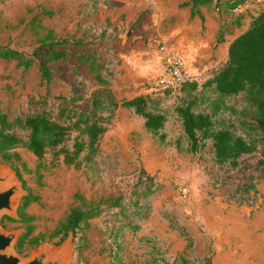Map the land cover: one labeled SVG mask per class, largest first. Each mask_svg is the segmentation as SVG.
<instances>
[{
  "label": "rangeland",
  "instance_id": "1",
  "mask_svg": "<svg viewBox=\"0 0 264 264\" xmlns=\"http://www.w3.org/2000/svg\"><path fill=\"white\" fill-rule=\"evenodd\" d=\"M92 1L97 2L93 7L83 6V0H0V44L31 60L26 66L17 59L0 58V111L9 119L42 108L57 111L62 96L70 95L72 89L84 97L103 92L94 74L69 54L47 61L49 75H42L38 62L49 51V40L68 38L54 48L92 51L113 66L112 96L128 98L144 93L155 77L157 48L164 42L185 50L193 41L207 65L205 73H192L202 82L224 62L225 44L244 31L252 15L264 6V0H243L224 10L213 2L200 7L201 19L191 17L189 8L180 5L184 0ZM135 18L134 33L140 36L126 39L125 30ZM220 29L224 39L216 44ZM102 31L115 32V38L95 42ZM70 40L94 41L74 44ZM192 62L196 67L199 64L197 58ZM176 95H156L167 116L163 141L144 128L140 116L119 106L89 162L75 165L60 161L38 174L36 156L24 147L12 149L19 159L12 157L9 162L0 157V168L15 170L14 180L22 181L26 191L38 196L25 207L29 221L7 213L1 216L5 229L22 228L24 232L31 228L23 247L18 249L14 244L13 249L26 257L40 244L58 246L69 238L68 264H142L152 256L162 258V264H264V181L256 182L255 192L244 191L240 185L247 180L246 167L230 169L217 164L209 143L194 154L187 152V138L173 109ZM224 101L227 107L216 117L238 126L240 115L236 111L244 105L241 96H226ZM200 107L208 111V101ZM15 131L23 133L19 128ZM176 139L181 149L175 146ZM257 157L258 153L252 152L241 160L254 164ZM146 177L151 178L153 191L139 200L145 204L141 213L129 217L133 224H140L137 230L132 231L127 218L113 208L89 219L75 234L62 239L52 234L73 205L128 195L139 178ZM180 183L190 188L187 198L180 194ZM177 225L184 227L183 232ZM112 230H117L116 236Z\"/></svg>",
  "mask_w": 264,
  "mask_h": 264
},
{
  "label": "trees",
  "instance_id": "2",
  "mask_svg": "<svg viewBox=\"0 0 264 264\" xmlns=\"http://www.w3.org/2000/svg\"><path fill=\"white\" fill-rule=\"evenodd\" d=\"M213 2L217 8L227 10L237 7L243 0H184L180 5L189 8L191 17L197 16L203 19L200 7ZM96 4L97 2L92 0H83L82 3L87 7H93ZM222 37L223 30L220 29L216 35V44L223 41ZM114 38L115 32L102 31L95 42ZM49 41V51L38 62L42 75H49L47 61L62 59L69 54L75 56L79 63L84 64L86 69L94 74L97 82L103 86V92L94 91L84 97L72 89L70 95L62 96V102L57 111L53 108H42L13 119H9L6 113L0 111V157L2 159L9 162L12 157L19 159V154L12 149L18 146L24 147L36 156L38 174L41 170L54 167L60 161L75 165H79L83 160L89 162L97 154L100 140L108 130L119 106L128 108L140 116L144 128L152 135H158L163 141L167 136L164 130L167 116L162 107L161 98L156 95L171 93L177 94L173 109L180 119L187 138L185 148L187 152L194 154L209 143L213 160L217 164H226L230 169L246 167L249 171L246 175L247 180L240 185L244 191L254 190L255 192L256 182L264 181V6L257 14L252 15L248 27L229 42L227 58L220 67L214 69L202 82L196 79L183 81L174 93L167 89L161 94L144 92L128 98L116 99L112 96L110 88L116 75L113 66L100 60L92 51L77 53L63 47L54 48L55 45L68 42V38ZM93 41L72 40L71 42L84 44ZM0 58L17 59L26 66L31 63L30 58H24L19 50L3 44H0ZM236 95H240L244 102L242 108L236 111L240 115L238 126L226 118L216 117L220 109L227 107L224 98ZM204 100L208 101V111L200 107ZM54 112L56 114H53ZM237 127L240 131L236 130ZM16 128L21 129L23 133H17ZM174 144L181 149L179 139H176ZM252 152L258 153L254 164L241 160L244 154ZM16 173L19 175L17 168ZM138 184L140 187H137ZM150 185L151 178L146 177L144 180L139 178L128 195L99 197L96 202L89 203L80 201L69 209L52 234L58 235L61 239L69 232L75 234L77 230L85 227H82L83 224L88 225L89 219L113 208H118L117 213L127 218L128 227L135 231L140 224H133L129 217L141 213V208L145 204H139V200L153 191ZM37 199L38 196L31 192L22 197L17 210L19 220L31 219L26 216L24 210L29 202ZM4 217L12 219L8 216ZM30 229L25 230L17 238L15 246L18 249L23 247ZM176 229L180 231L184 227L177 225ZM110 233L116 236L117 230H112ZM182 234L190 238L186 233ZM162 263V258L152 256L142 264Z\"/></svg>",
  "mask_w": 264,
  "mask_h": 264
},
{
  "label": "water",
  "instance_id": "3",
  "mask_svg": "<svg viewBox=\"0 0 264 264\" xmlns=\"http://www.w3.org/2000/svg\"><path fill=\"white\" fill-rule=\"evenodd\" d=\"M133 20L125 30V38L135 39ZM15 170L10 167L0 168V220L4 213L13 218H19L17 202L21 196L28 193L20 180H14ZM23 229H5L0 223V264H68L70 252V239H65L58 246L43 243L35 247L30 255H19L13 246ZM73 234L69 232V234Z\"/></svg>",
  "mask_w": 264,
  "mask_h": 264
},
{
  "label": "built area",
  "instance_id": "4",
  "mask_svg": "<svg viewBox=\"0 0 264 264\" xmlns=\"http://www.w3.org/2000/svg\"><path fill=\"white\" fill-rule=\"evenodd\" d=\"M157 51L156 74L144 92L161 94L170 89L174 93L183 81L195 79L187 66L184 54L176 46L164 42L159 44ZM178 189L183 198L189 196L190 188L186 183H180Z\"/></svg>",
  "mask_w": 264,
  "mask_h": 264
},
{
  "label": "crops",
  "instance_id": "5",
  "mask_svg": "<svg viewBox=\"0 0 264 264\" xmlns=\"http://www.w3.org/2000/svg\"><path fill=\"white\" fill-rule=\"evenodd\" d=\"M188 10V9H187ZM151 12V11H150ZM190 15V14H189ZM151 16V15H150ZM136 19V18H135ZM135 19H133V20H135ZM132 20V21H133ZM131 21V22H132ZM130 22V23H131ZM134 29V28H133ZM137 35V37H139L140 36V34H136ZM232 40V39H231ZM230 40V41H231ZM230 41H228L226 44H225V48H224V62H225V60H226V58H227V47H228V44H229V42ZM178 48V47H177ZM179 50H180V48H178ZM184 49V48H183ZM183 49H181L180 51L184 54V52L183 51H187V54H186V56H185V54H184V57H185V60H186V63H187V66H188V68H189V70H190V72L191 73H198V74H202V73H205V71L207 70V65L204 63V61L202 60V57H201V54H197L198 53V48L196 47L195 48V46H194V43H193V41H191V42H189V43H187L186 44V46H185V50H183ZM183 50V51H182ZM186 51H185V53H186ZM156 52V51H155ZM156 55V54H155ZM188 55V56H187ZM186 57H187V59H186ZM193 58H197L198 59V66L196 67V66H194V63L192 62V59ZM156 59H157V56H156ZM189 59V60H188ZM223 62V63H224ZM218 63H219V61H218ZM222 63V64H223ZM217 64V63H216ZM156 65V64H155ZM215 65V64H214ZM154 71H155V69H154ZM134 95H136V94H134ZM133 96V95H132ZM131 97V96H130Z\"/></svg>",
  "mask_w": 264,
  "mask_h": 264
}]
</instances>
